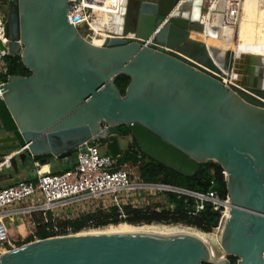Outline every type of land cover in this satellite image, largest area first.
<instances>
[{"label":"water","instance_id":"water-1","mask_svg":"<svg viewBox=\"0 0 264 264\" xmlns=\"http://www.w3.org/2000/svg\"><path fill=\"white\" fill-rule=\"evenodd\" d=\"M121 8L120 35L95 43L69 23L67 0H10L8 46L30 74L0 86V170L70 157L103 137L117 157L118 127L126 126L145 156L183 176L218 163L231 211L222 246L236 264H264V81L227 87L217 79L230 75L238 54L201 38L205 25L221 31L200 22L202 0H122ZM120 74L130 79L123 95L114 83ZM203 262L211 263L210 252L192 236L144 233L79 231L0 255V264Z\"/></svg>","mask_w":264,"mask_h":264},{"label":"built area","instance_id":"built-area-1","mask_svg":"<svg viewBox=\"0 0 264 264\" xmlns=\"http://www.w3.org/2000/svg\"><path fill=\"white\" fill-rule=\"evenodd\" d=\"M186 0H179V3ZM67 19L74 27L84 26L86 36L91 41H103L104 37L120 35V28L113 23L120 14L122 0H67ZM10 5V0H0V5ZM206 5H205V4ZM204 9L200 22L208 25H219L221 30L236 28L240 20L241 0H202ZM216 15V18L213 17ZM103 15L109 19V27L98 30L94 27L100 24ZM123 15V14H120ZM122 17V16H120ZM114 25L115 28L110 27ZM161 26V25H160ZM154 30V34L158 29ZM104 31L106 36L101 34ZM233 32V31H232ZM125 38L136 39L134 34ZM153 42V35L144 40V44ZM20 47L21 43L18 41ZM9 38L6 22L0 14V86L10 76L7 74L6 57L16 55L9 49ZM225 86L234 82L233 76L216 74ZM1 96V92H0ZM98 140L93 146L81 145L75 153V162L65 170L57 172L38 173L32 179H21L12 184L0 187V255L24 243L29 235L30 241L37 240L34 235L36 221L33 215L70 219L95 209L119 207L129 204L134 208H144L151 205L152 198L159 194H175L191 200L188 207L189 216H197L206 204L221 213L218 226L226 206L230 203L228 194L220 197L213 189L196 191L189 188L168 184L161 181H144L137 175L132 178L130 172L124 168H117V160L111 154L102 153ZM38 166V162H34ZM8 167H10L8 165ZM164 201L159 202L156 210H160ZM16 218H25L30 229L26 236L11 238L6 224ZM218 226L216 228H218ZM55 231L59 228L54 227ZM70 234V229H66ZM56 236V235H55ZM28 241V242H30Z\"/></svg>","mask_w":264,"mask_h":264},{"label":"trees","instance_id":"trees-1","mask_svg":"<svg viewBox=\"0 0 264 264\" xmlns=\"http://www.w3.org/2000/svg\"><path fill=\"white\" fill-rule=\"evenodd\" d=\"M7 74L27 76L30 71L23 65L19 54L6 57ZM129 77L120 74L114 78V83L123 95L129 83ZM123 134H129L126 126ZM106 152V151H105ZM106 154H110L109 149ZM130 164L136 169V175L144 181H161L168 184L189 188L196 191L213 189L218 196L225 197L227 193V181L223 168L216 162L208 160L200 164L199 171L192 177L183 176L165 165L145 156L138 145L132 143L121 150L117 158V168ZM164 206L156 210L158 203H152L144 208H134L129 204L109 209L98 208L93 213H85L74 219L44 221L41 216L34 215L36 227L34 235L41 239L55 235L67 234L69 228L71 233H76L86 229L100 228L109 224L125 222L128 224H183L197 228L204 232L213 231L219 224L221 213L214 210L210 204H206L197 216L187 214L188 207L192 206L191 200L184 197H177L175 194H167L164 199ZM54 227L59 228L58 231ZM33 239L29 235L25 242ZM230 264H236L237 258L227 256ZM202 264H212L203 262Z\"/></svg>","mask_w":264,"mask_h":264},{"label":"crops","instance_id":"crops-1","mask_svg":"<svg viewBox=\"0 0 264 264\" xmlns=\"http://www.w3.org/2000/svg\"><path fill=\"white\" fill-rule=\"evenodd\" d=\"M259 6L264 8V4L260 3V0H247V1L245 0L241 14V19H240L241 26L240 28H238L237 31L238 41H237L236 52L239 51L237 54H246V56L245 58L238 60L240 61V63L238 62L237 65L235 66L238 69V73L242 77L245 76L246 72H251L248 67L249 64L250 66L252 65L255 66L254 63L255 61H257V57L261 56L259 55L260 50L261 49L264 50V9L259 14L258 12ZM190 14L192 19L197 18L198 16L197 8L191 10V13H189V15ZM121 16H122L121 18H123V15ZM103 24L109 27L108 25L109 23H107V20ZM103 24L102 25L98 24L94 27L98 29L102 28L103 30V27L105 28ZM110 27L115 28L114 25ZM232 31L234 32L233 28H225L224 30H222L220 42L221 45H223L226 48H229L228 44H230L231 46L232 43L231 37L233 34ZM102 33L105 34L104 31H102ZM237 81L240 82L239 79ZM68 158L69 157L62 159L53 158L44 164L38 163V166H35L34 160H31V162L27 165H22L20 161H18V163L20 164L22 170L27 167H30L33 170V175H31L28 178H25V179H32L38 173L57 172L67 169L75 162V157L72 160ZM6 169H10V168L7 167ZM2 171L4 170H0V178L2 180L4 179L7 180L11 178L10 170L9 172L8 170L4 172ZM6 227L8 234L11 238H20L21 236H26L30 229L25 218H16L13 222H9L8 224H6Z\"/></svg>","mask_w":264,"mask_h":264},{"label":"bare ground","instance_id":"bare-ground-1","mask_svg":"<svg viewBox=\"0 0 264 264\" xmlns=\"http://www.w3.org/2000/svg\"><path fill=\"white\" fill-rule=\"evenodd\" d=\"M247 1V0H246ZM245 0H241V13H240V19H241V14L243 10ZM260 3H263L262 0H260ZM264 8L259 6L258 12L263 11ZM196 19V18H195ZM194 19V20H195ZM106 20L108 19L107 15H103L100 21V25H102ZM114 23V21H113ZM241 26V20H239L238 25L234 29V37L232 38V43L229 48L224 47L221 45L220 39H221V34L222 30L220 31L219 34H213V30H208V27L205 25V29L203 31V34L206 37H201L204 42L208 46L214 47V48H221L223 50H234V53H238L239 51L236 52V47L237 44L234 41V39L237 37V31L238 28ZM96 28V27H95ZM98 30V28H96ZM210 29V28H209ZM101 34L105 35L104 33L101 32ZM208 35H211V38H207ZM106 36V35H105ZM194 37V36H193ZM196 38V35H195ZM95 43H99L97 40L94 41ZM230 74L234 77V70L230 71ZM0 92L2 93V89L0 87ZM10 164L9 161L6 163ZM230 203L226 206V210L224 211V214L222 216V220L220 225L218 226V232H219V240H216L210 232H204L201 231L197 228L186 226L183 224H139V225H133V224H128L125 222L117 223V224H109L100 228H94L90 230H85L81 232V234H98V233H120V234H133V233H144V234H154V235H159V236H175V235H189L192 236L196 239H198L201 243H203L207 250L210 252L211 255V263L214 264H219L220 262L224 261L227 258L226 251L224 250L222 243H221V237L222 233L224 231L225 227V222L228 220L230 217Z\"/></svg>","mask_w":264,"mask_h":264},{"label":"rangeland","instance_id":"rangeland-1","mask_svg":"<svg viewBox=\"0 0 264 264\" xmlns=\"http://www.w3.org/2000/svg\"><path fill=\"white\" fill-rule=\"evenodd\" d=\"M205 4V3H204ZM206 5V4H205ZM195 8H196V6H194ZM202 9H204V5H202ZM193 10V9H192ZM203 14V13H202ZM201 14V15H202ZM213 17L214 18H216V15L215 14H213ZM104 25V24H103ZM105 26V25H104ZM106 27H108V26H105V28ZM232 33H234V32H232ZM233 35L234 34H232V37L231 38H233ZM231 41V40H230ZM234 41L236 42V44H237V41H238V37H236L235 39H234ZM229 45V47H230V44H228ZM259 55H261V56H258L257 57V65L258 66H260V67H262L263 69V72H264V50H260V52H259ZM245 56H246V54H238V56H237V62H235V64L233 65V70H234V72L237 74L238 73V69L236 68V66L235 65H237V63L239 62L240 63V61H238V60H240V59H242V58H245ZM235 73H234V75H235ZM234 80H240V81H242V80H244V78L242 77V76H240V74L238 73L237 75H235L234 77ZM264 79V78H263ZM117 140H118V145H119V147H120V149L121 150H123L127 145H128V143H129V141H131L132 140V138H131V136H129V135H126V136H118L117 137ZM105 148H107L106 146H105ZM105 148H103V147H101V152L102 153H107V150L108 149H105ZM106 151V152H105ZM75 157V153L74 154H72L68 159H70V160H72L73 158ZM116 160H117V158H118V156L117 157H114ZM10 169H4V171H7L8 170V172H9V170H10V172H11V178H9V179H4V180H2L1 178V180H0V187H2V186H6V185H8V183L9 184H12V183H14L15 181H17V180H21V179H25V178H28V177H30L31 175H33V170L30 168V167H27V168H25V169H21V166H20V164L18 163L17 164V171H14V168L12 167H9ZM122 168H124V169H126V170H128L129 172H130V175H131V177L133 178L134 177V175H136V169L134 168V166H132V165H130V164H126V165H124V166H122ZM4 171H2V172H4ZM7 183V184H6ZM164 199H166V195H164V194H159V195H157V196H155V197H153L151 200H152V202L153 203H159V202H162V201H164ZM109 208H111V207H108V208H105V209H109ZM93 229V228H92ZM86 230H90V229H86ZM83 231H85V230H83ZM83 231H81V232H83ZM219 230H218V228H215L213 231H211L210 233L212 234V236L216 239V240H219V232H218Z\"/></svg>","mask_w":264,"mask_h":264},{"label":"flooded vegetation","instance_id":"flooded-vegetation-1","mask_svg":"<svg viewBox=\"0 0 264 264\" xmlns=\"http://www.w3.org/2000/svg\"><path fill=\"white\" fill-rule=\"evenodd\" d=\"M262 1H263V4H264V0H262ZM8 9H9V6H7L5 3H2L0 5V14L3 15V17L5 19V22H6L7 17H8ZM107 23H109V20H107ZM103 29H104V27H103ZM83 31L86 33V29L85 28H83ZM248 62H251V61H248ZM255 63L257 64V61H255ZM255 63H254L255 66H253V65L250 66V64H249L248 67H249V70L251 72H246L245 76H243L244 77V80L243 81H240L239 80L240 81L239 83H242V84H250V85L256 86V85L260 84L263 81V78H264V76H263L264 72L262 70L263 68L260 67V66H258V65H256ZM235 75H237V74L235 73ZM118 130L122 133V136L129 135V134H126V135L123 134L124 131H125V127L124 126H119L118 127ZM0 136H2V135H0ZM103 138L99 139L98 142H97L98 145H99V147H100V149H101V147L105 148V146L107 147L105 149H109L108 148V144L103 143V140H104ZM105 138H108V137H105ZM131 143H132V140L129 141L128 145L131 144ZM95 210H97V209H95ZM95 210L89 211L87 213H93ZM50 217L51 216H47L46 219H43V218L42 219L44 221H48ZM33 218H34V215H33ZM74 218H76V217H73V218H70V219H74ZM51 219L52 220H55V221H57V220H65V219H62V218H54V217H51Z\"/></svg>","mask_w":264,"mask_h":264}]
</instances>
